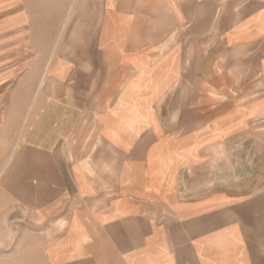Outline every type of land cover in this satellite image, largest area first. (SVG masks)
Here are the masks:
<instances>
[{"label": "crops", "instance_id": "obj_1", "mask_svg": "<svg viewBox=\"0 0 264 264\" xmlns=\"http://www.w3.org/2000/svg\"><path fill=\"white\" fill-rule=\"evenodd\" d=\"M18 212L53 264H264V0H0Z\"/></svg>", "mask_w": 264, "mask_h": 264}, {"label": "rangeland", "instance_id": "obj_2", "mask_svg": "<svg viewBox=\"0 0 264 264\" xmlns=\"http://www.w3.org/2000/svg\"><path fill=\"white\" fill-rule=\"evenodd\" d=\"M9 224V229L0 233V264H53L50 253L59 256L66 245L61 241L67 238L63 234L67 220L59 213L18 212L10 214Z\"/></svg>", "mask_w": 264, "mask_h": 264}]
</instances>
